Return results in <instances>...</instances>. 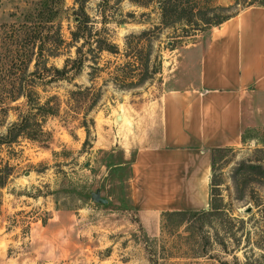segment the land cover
<instances>
[{
    "label": "rangeland",
    "instance_id": "rangeland-1",
    "mask_svg": "<svg viewBox=\"0 0 264 264\" xmlns=\"http://www.w3.org/2000/svg\"><path fill=\"white\" fill-rule=\"evenodd\" d=\"M39 1L56 10L53 23L66 42L78 3L92 30L88 41L75 42L86 54L81 70L35 83L41 101L54 94L59 104L40 120L44 135L8 140L6 129L26 108L24 98L0 108V264H220L221 258L264 264L260 128L245 131L237 145L211 150L202 210L216 206L221 218L185 215L176 223L175 216V223L161 225L160 217L158 231L148 234L137 221L128 182L133 155L151 145L157 130L158 97L182 46L214 25L205 20L264 0H180L186 8L168 16V24L160 0H0V23L25 20ZM130 33L136 35L126 38ZM59 51L47 64L60 67L74 47ZM74 83L92 89L70 100ZM95 189L105 203L90 198Z\"/></svg>",
    "mask_w": 264,
    "mask_h": 264
},
{
    "label": "crops",
    "instance_id": "crops-1",
    "mask_svg": "<svg viewBox=\"0 0 264 264\" xmlns=\"http://www.w3.org/2000/svg\"><path fill=\"white\" fill-rule=\"evenodd\" d=\"M178 55L158 97L151 145L129 163L130 202L148 234L163 211L206 206L213 148L264 131V5L197 33Z\"/></svg>",
    "mask_w": 264,
    "mask_h": 264
},
{
    "label": "trees",
    "instance_id": "trees-1",
    "mask_svg": "<svg viewBox=\"0 0 264 264\" xmlns=\"http://www.w3.org/2000/svg\"><path fill=\"white\" fill-rule=\"evenodd\" d=\"M75 1L77 2V0ZM180 3V0H160L158 8L162 23L168 24V16L184 11L186 7L180 5ZM75 10L78 14L75 20L76 24L69 32L70 39L67 42L60 33V25L53 23L54 18L58 15L56 10L53 6H47L46 1H39L32 6L26 15V19L21 22L0 23V108L2 110L6 109L5 106L8 101L15 100L18 97L24 98L26 106L24 110L19 112L20 114H18L16 120L8 125L5 134L8 140H12L20 133L31 139H36L39 134L44 135L45 130L42 129L41 118L49 114H55L59 109L54 94L46 96L43 101L40 100L39 93L35 88L36 81L38 84H43L46 81L62 78L70 71L73 74L75 71L81 70L86 54L81 51V47L76 45L75 42L79 37L88 41L92 30V21L84 11L82 3H78ZM234 14L235 12L221 14L213 20H205L204 23L216 25ZM144 32L146 30H141L138 34ZM131 35L136 34L130 33L125 37ZM65 44L74 47V54L72 56L66 55L60 67L47 64V58L59 54L60 47ZM99 49L107 50L102 46H99ZM16 78L17 81L3 82L4 79L12 80ZM74 85L76 89L68 91V99L70 100H75L76 96H86L92 89L91 85L79 86L75 83ZM243 138L244 135H242L241 141ZM222 213L216 206H212L210 210H166L161 214V225L163 220H167L169 223H175L176 220V223L180 222L185 215L189 217L200 216L196 220L201 216H205L206 219H217V217L221 218L219 216ZM175 216L178 218L174 221L173 217ZM226 221L229 222L228 219ZM218 261L220 264H229L223 258Z\"/></svg>",
    "mask_w": 264,
    "mask_h": 264
},
{
    "label": "water",
    "instance_id": "water-1",
    "mask_svg": "<svg viewBox=\"0 0 264 264\" xmlns=\"http://www.w3.org/2000/svg\"><path fill=\"white\" fill-rule=\"evenodd\" d=\"M116 118L120 119V114H117ZM90 198L97 202H102V203L106 202V198L100 196L98 189H95L94 191L90 192Z\"/></svg>",
    "mask_w": 264,
    "mask_h": 264
}]
</instances>
